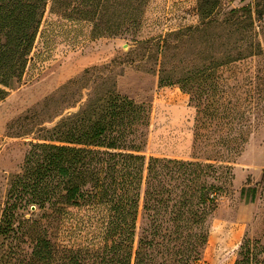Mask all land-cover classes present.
<instances>
[{"label": "trees", "instance_id": "1", "mask_svg": "<svg viewBox=\"0 0 264 264\" xmlns=\"http://www.w3.org/2000/svg\"><path fill=\"white\" fill-rule=\"evenodd\" d=\"M140 1L0 0V101L21 81L46 14L91 24L92 34L124 30L133 35L142 22ZM214 7L200 6L198 25L132 39L130 55L148 51L158 66L159 85L180 84L186 90V53L194 37H204L214 23L231 20L239 26V41L252 36L245 26L253 24L251 5L230 9L221 22ZM110 11H125L126 17L105 24L102 19ZM101 24L104 31H99ZM256 53L238 51L221 64ZM125 61L133 63L135 58ZM95 69L86 68L63 89L77 86ZM102 85L90 89L78 110L46 128L41 141L29 143L2 209L0 236L7 240L2 243V256L20 251L26 264H88L90 260L91 264H197L209 242L213 213L234 178L232 165L217 158L212 162L146 156L141 151L147 143L150 108L118 92L106 78ZM241 194L246 196V187ZM72 227L96 229L100 243L84 236L72 242L56 237ZM24 236L30 241L27 250L20 244L26 243ZM257 253H264L260 240L244 238L235 264H250Z\"/></svg>", "mask_w": 264, "mask_h": 264}, {"label": "rangeland", "instance_id": "2", "mask_svg": "<svg viewBox=\"0 0 264 264\" xmlns=\"http://www.w3.org/2000/svg\"><path fill=\"white\" fill-rule=\"evenodd\" d=\"M140 3L142 22L133 35L124 30L113 35L92 34L91 24H75L46 14L21 81L0 101V218L9 182L21 171L29 143L41 141L46 128L53 127L68 112L78 110L90 89L103 87L106 78L118 92L150 108L143 154L212 162L217 158L232 165L234 178L213 213L209 242L197 264H235L244 238L260 240L264 245V0ZM208 5L215 6L218 22L230 9L251 5L253 24L245 26L252 36L239 41V26L232 25V20L222 25L214 23L204 37H194L187 48L189 63L183 83L187 89L180 84L160 86L158 66L148 51L130 55L132 39L163 36L198 25L202 20L200 6ZM114 17L124 20L125 11L106 12L102 21L106 24ZM99 28L106 29L104 24ZM251 50L257 53L221 64L238 51ZM130 56L135 62L125 61ZM113 59L117 62L112 63ZM92 67L96 69L77 86L63 89L69 80ZM243 187L245 197L241 194ZM142 224L141 214L137 236ZM81 236L101 241L96 229L77 227L61 231L56 237L72 242ZM23 239L26 243L20 242L21 247L27 250L30 241L26 236ZM2 243L7 240L0 236V264H26L20 251L2 256ZM91 263L92 260L88 262ZM250 264H264V253L251 257Z\"/></svg>", "mask_w": 264, "mask_h": 264}, {"label": "water", "instance_id": "3", "mask_svg": "<svg viewBox=\"0 0 264 264\" xmlns=\"http://www.w3.org/2000/svg\"><path fill=\"white\" fill-rule=\"evenodd\" d=\"M32 209H35V206H32Z\"/></svg>", "mask_w": 264, "mask_h": 264}]
</instances>
